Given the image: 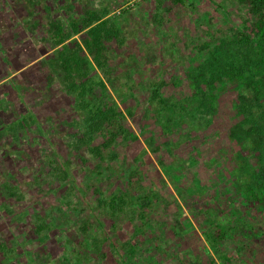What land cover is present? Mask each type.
<instances>
[{
  "label": "rangeland",
  "instance_id": "rangeland-1",
  "mask_svg": "<svg viewBox=\"0 0 264 264\" xmlns=\"http://www.w3.org/2000/svg\"><path fill=\"white\" fill-rule=\"evenodd\" d=\"M85 11L113 23L119 35L103 41L107 75L98 72L108 77L106 102L127 130L103 151L117 153L109 162L71 148L82 114L63 91L61 73L47 65L52 25H75L63 42L74 48ZM253 20L237 0H0V264H63L66 247H75L77 264H264V201L241 186L255 172L264 175V134L253 137L258 152L253 138L229 133L243 123L236 111L240 93L253 98L251 83L214 82L212 108L179 120L173 131L163 126L165 118L178 119L176 110L158 118L147 98L149 81L161 84L163 100L190 97V69L210 52L220 64L231 61L227 53L237 57L251 80L259 74L252 73L255 54L244 64L240 42L231 43L236 30L251 33ZM27 113L35 123L9 131ZM61 164L79 208L73 214L65 205L56 209L67 188ZM116 187L132 197L156 194L143 219L138 205L115 217L95 208V199ZM47 214L48 226L38 231L33 220ZM85 215L92 226L82 233ZM209 228L222 233L216 247L205 241Z\"/></svg>",
  "mask_w": 264,
  "mask_h": 264
},
{
  "label": "trees",
  "instance_id": "trees-1",
  "mask_svg": "<svg viewBox=\"0 0 264 264\" xmlns=\"http://www.w3.org/2000/svg\"><path fill=\"white\" fill-rule=\"evenodd\" d=\"M172 1L180 4L186 2V0ZM237 1L245 3L252 13L254 20L251 33L248 35L243 31L240 32L236 30L238 38L232 41L231 45L240 42L238 47L239 49H244V51L243 54H239L244 58V64L248 63V56L250 53L255 54L256 57L252 67V73L259 74L252 77L251 80H247L243 78V63H237V57L234 59L231 53H227L231 61L220 64L215 59L216 57L213 56V52H210L207 57L200 59L198 65L190 69L188 77L194 87V93L191 94L190 97H182L176 100L173 98L163 100L159 96L161 84L159 82L149 81V88L147 86L149 91L147 98L154 107L155 115L158 118H162L171 110H176V113H178V119L175 122L170 120V118H165L164 129L169 128L173 131L176 123L180 122L179 120L187 123L186 117L192 115V113L199 114L200 112H204L207 108L211 109L215 98L212 93L213 83L225 79L229 82L243 80L247 85L251 83V89L254 92L253 98H249L243 93H240L241 97L238 101V110L236 112L242 118L245 127H242L243 123L237 122L233 126L234 129L229 131L230 135L234 136L240 132L243 138H253L254 136H261L264 134V0ZM85 12L87 13L86 17L81 20L84 36L80 39L79 45L74 48H68L63 42L74 34L75 25L70 23L71 26L69 27V31H64L61 24L52 25L50 32L52 34L51 42L54 50L47 59V65L61 73L63 91L72 99V103H74L75 107L82 114L79 123L72 125L76 127L77 130H75L76 134L72 135V141L70 143L71 148L74 151H79L80 149L87 150L97 162L103 160L109 162L117 158V153L109 151L106 155L103 154V151L108 149L116 139L120 137L122 139L127 136V130L122 124V113L113 104L106 102L107 100L104 92L106 90L105 80H107L108 77L103 79L99 76L98 72L107 75V55L103 46V41L116 39L119 35L118 29L113 23L108 20H101V17L92 11ZM155 18L157 17L155 16ZM199 51L202 50L199 49ZM175 58L176 57H174V59ZM92 69L93 74L91 72ZM30 123H35L34 117L31 113L24 114L15 120V123L9 128V131L23 129L25 125ZM103 133L106 134V137L103 136ZM96 138L102 139L99 145L95 144ZM254 140L255 144H257V140ZM256 146V150L259 152L262 147H260V144ZM62 166L61 164L59 178L62 184L67 182V188L60 193L61 195H58V205L56 209L65 205L69 207L70 212L73 214L76 213L79 208L77 204L71 203L70 196L74 195V188L64 174ZM99 166L95 165L93 169L88 170L90 173H93ZM56 169L59 168L56 167ZM240 179V176L236 175L234 184L237 183V187L242 186L244 191L250 193L248 197L251 196L258 203H263L264 175L255 172L251 181L243 180L242 184L239 183ZM128 192L127 189L116 187L114 191H110L106 196L99 195L95 199L94 206L107 216L115 217L138 205L136 206V216L143 219L145 208L150 206L152 199L156 198V194L144 192L136 197H132ZM61 200H63V202ZM49 217L50 215L47 214L45 220L39 217L33 220L38 231L48 226L46 220H49ZM80 222V231L82 233L87 231L88 226H92V223L89 222L86 215ZM134 232L135 235L140 233L141 225H136ZM73 233H76V231ZM221 234V231L215 232V230L209 228L206 230L204 238L210 247H216V244L219 242L220 238H222ZM91 241L97 249V241H95V239ZM79 244L81 246L87 245V241L84 238V241ZM125 247L130 251L129 242L125 243ZM74 249L75 247L72 249L69 247L65 248L62 258L63 264L78 263V254L72 253Z\"/></svg>",
  "mask_w": 264,
  "mask_h": 264
}]
</instances>
